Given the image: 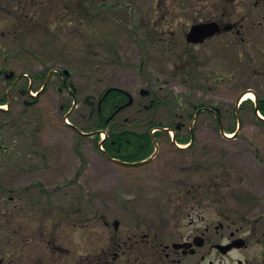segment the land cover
<instances>
[{
  "label": "rangeland",
  "instance_id": "rangeland-1",
  "mask_svg": "<svg viewBox=\"0 0 264 264\" xmlns=\"http://www.w3.org/2000/svg\"><path fill=\"white\" fill-rule=\"evenodd\" d=\"M247 1L252 0H209L203 10L212 5L231 9L234 21L248 14ZM174 3L0 0V42L14 48H1L0 65L24 77L10 91L8 114H2L8 149L0 154V185L6 187L0 190V234L8 232L0 237V250H12L18 264H52L55 247H81L83 235L68 223L121 218L122 211L125 217L129 201L153 199L159 207L155 216L162 212L168 218L174 202L165 204L160 196L179 181L196 179L181 175L198 173L204 175L200 184L214 182L215 176L235 189L232 203L238 206L232 207L247 212L249 248L263 251L264 116L254 111V102L242 104L241 95L247 91L252 100L264 98V23L259 22L264 0L241 25L240 35L224 34L202 44L186 43L182 32L189 18ZM64 70L70 72L73 94L63 87ZM111 86L132 95V104L118 116L127 124L147 118L149 110L137 114L136 109L154 96L161 100L150 111L154 120L182 123L180 133L196 115L193 144L181 148L164 135L150 162L130 165L105 157L95 134L82 136L74 126L88 125L90 110ZM142 88L150 93L141 94ZM24 100L33 103L27 106ZM189 102L212 106L221 127L215 113L197 114ZM231 128L238 130L235 136ZM8 196L13 200L7 202ZM58 223L62 229L56 231Z\"/></svg>",
  "mask_w": 264,
  "mask_h": 264
},
{
  "label": "flooded vegetation",
  "instance_id": "flooded-vegetation-1",
  "mask_svg": "<svg viewBox=\"0 0 264 264\" xmlns=\"http://www.w3.org/2000/svg\"><path fill=\"white\" fill-rule=\"evenodd\" d=\"M208 1L174 0V7L183 9L182 12L189 18L190 25L182 32L187 44H202L224 34L240 35L241 25L252 17V12L260 11L257 8L262 3V0L247 1L248 14L233 21L235 13L231 9H219L210 2L207 4L212 6L203 10ZM209 22L216 23L211 36H207L202 42L189 40L192 26ZM259 22L264 23L262 14ZM249 48L252 53V45ZM23 80L24 77L15 76L7 65H0V88L7 87L6 93H0V99L6 96L9 98L11 89H16L17 84ZM23 89L20 88L19 91ZM260 103L264 104V98L258 99L257 106ZM8 106L0 105V154L8 149L2 134L6 126V119L2 114H8ZM211 107L206 109L215 113L221 124L220 115ZM175 125L183 127L182 123ZM181 177L184 180L186 177L196 179L190 180V184L179 181L168 188L166 195L160 196L165 204L169 200L174 202V213L171 212L168 218L162 212L156 217L159 207L155 205V200L149 199L135 201L136 204L130 201L126 203L125 217L122 211L121 218L103 216L86 218L83 222H70L68 225L74 233L83 235L81 247H55L52 250V264H264V249L251 251L249 248L251 229L247 226V212L232 203L237 200L235 189L230 185L220 184L215 176H212L214 182L207 184H200L204 177L201 173ZM0 190L6 191V187L0 185ZM12 200L11 196L6 199L7 202ZM232 204L237 206L232 207ZM104 208L107 211L110 207ZM131 213L136 215L130 218ZM61 227L62 224L58 223L56 231ZM1 233L8 234L6 231ZM56 237L59 244V235ZM10 251L12 250H0V264H18L21 261Z\"/></svg>",
  "mask_w": 264,
  "mask_h": 264
},
{
  "label": "trees",
  "instance_id": "trees-1",
  "mask_svg": "<svg viewBox=\"0 0 264 264\" xmlns=\"http://www.w3.org/2000/svg\"><path fill=\"white\" fill-rule=\"evenodd\" d=\"M1 48L4 50L9 49L10 51L14 49L10 46L2 45L0 42V50ZM142 64L140 65L142 66ZM31 97L34 99L35 96ZM128 99L129 95L125 89L119 87L111 89L109 93L102 99L100 107L99 105H97L92 108V111L90 110V119L88 120V125L77 123L75 124V128L82 136H84V134H82L81 132L86 131H89L88 133L95 134L97 142L96 145L102 153L106 154L110 158H115L130 163L144 160L152 155L155 151L156 141H159L162 136L166 135L171 139L170 132L163 129V127L174 128L175 139L179 143L188 144L192 141L194 137V132L192 130L188 128L187 132L180 133L179 125L176 126L175 123L166 124L161 121H155L153 115H150V117H148L145 121L139 120L132 125H128L127 123L117 118V116L123 110H120L117 115L113 116L117 108L126 103ZM6 102L7 97L0 99V103ZM248 102L253 103L251 100H246L242 104ZM32 103L33 102L30 101L28 102V100L26 101L27 106ZM160 103L161 100L157 96H155L154 100L152 101L153 106L151 107L157 108ZM189 105L192 109V105L193 107L196 105L197 107H201L204 104L190 103ZM258 108L264 114V104L260 103V105H258ZM141 111L142 108H139L138 114H141ZM190 116H192V113H190ZM92 123L94 124V127L90 128ZM153 129H156V131L152 132ZM101 131L106 132V137L103 141H101ZM235 131L236 130L234 128L230 129V132L232 133H234ZM100 144H102L103 149L100 148Z\"/></svg>",
  "mask_w": 264,
  "mask_h": 264
},
{
  "label": "water",
  "instance_id": "water-1",
  "mask_svg": "<svg viewBox=\"0 0 264 264\" xmlns=\"http://www.w3.org/2000/svg\"><path fill=\"white\" fill-rule=\"evenodd\" d=\"M215 27H216V23L214 22L196 24L190 30L189 40L194 41V42L203 41L205 37L212 35L214 33ZM66 73H68L67 70H66ZM131 101H132V98H130V100L121 107L129 105Z\"/></svg>",
  "mask_w": 264,
  "mask_h": 264
},
{
  "label": "bare ground",
  "instance_id": "bare-ground-1",
  "mask_svg": "<svg viewBox=\"0 0 264 264\" xmlns=\"http://www.w3.org/2000/svg\"><path fill=\"white\" fill-rule=\"evenodd\" d=\"M251 94H252V93H247V94L245 95L244 99H245V98H249V97H251ZM229 136H231V135H229Z\"/></svg>",
  "mask_w": 264,
  "mask_h": 264
}]
</instances>
